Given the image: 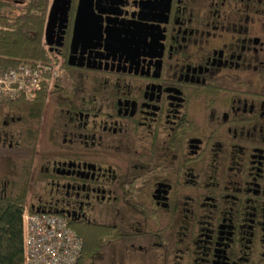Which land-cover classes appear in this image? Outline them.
Instances as JSON below:
<instances>
[{
    "label": "flooded vegetation",
    "instance_id": "obj_1",
    "mask_svg": "<svg viewBox=\"0 0 264 264\" xmlns=\"http://www.w3.org/2000/svg\"><path fill=\"white\" fill-rule=\"evenodd\" d=\"M32 1L0 0V23ZM42 15L54 74L41 104L0 109V199L105 229L107 264H264V0Z\"/></svg>",
    "mask_w": 264,
    "mask_h": 264
},
{
    "label": "trees",
    "instance_id": "obj_2",
    "mask_svg": "<svg viewBox=\"0 0 264 264\" xmlns=\"http://www.w3.org/2000/svg\"><path fill=\"white\" fill-rule=\"evenodd\" d=\"M47 0H33L24 14L11 21L0 23V72L14 69L18 64L53 62L55 57L48 55L41 46L43 25V5ZM60 78L53 80L52 86ZM46 89L35 93L31 98H0V109L20 111L27 104H41L46 97ZM0 199V264H24L22 214L25 200L14 197ZM27 209V208H26ZM28 212H33L27 209ZM67 225L81 239L82 248L75 264H84L100 252L104 238H109L105 229Z\"/></svg>",
    "mask_w": 264,
    "mask_h": 264
},
{
    "label": "built area",
    "instance_id": "obj_3",
    "mask_svg": "<svg viewBox=\"0 0 264 264\" xmlns=\"http://www.w3.org/2000/svg\"><path fill=\"white\" fill-rule=\"evenodd\" d=\"M51 65L18 64L0 72V98H31L48 82ZM24 264H75L82 242L66 220L56 214L28 212L22 214Z\"/></svg>",
    "mask_w": 264,
    "mask_h": 264
},
{
    "label": "rangeland",
    "instance_id": "obj_4",
    "mask_svg": "<svg viewBox=\"0 0 264 264\" xmlns=\"http://www.w3.org/2000/svg\"><path fill=\"white\" fill-rule=\"evenodd\" d=\"M137 263V262H136ZM84 264H107L106 262H104V259H102L101 257H96L94 259L85 261ZM137 264H141V263H137Z\"/></svg>",
    "mask_w": 264,
    "mask_h": 264
}]
</instances>
